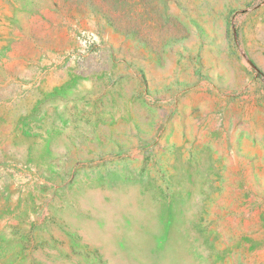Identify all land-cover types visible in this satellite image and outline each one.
Returning <instances> with one entry per match:
<instances>
[{"label":"rangeland","instance_id":"374dc122","mask_svg":"<svg viewBox=\"0 0 264 264\" xmlns=\"http://www.w3.org/2000/svg\"><path fill=\"white\" fill-rule=\"evenodd\" d=\"M0 264H264V0H0Z\"/></svg>","mask_w":264,"mask_h":264}]
</instances>
